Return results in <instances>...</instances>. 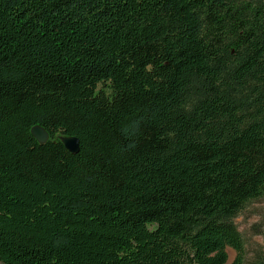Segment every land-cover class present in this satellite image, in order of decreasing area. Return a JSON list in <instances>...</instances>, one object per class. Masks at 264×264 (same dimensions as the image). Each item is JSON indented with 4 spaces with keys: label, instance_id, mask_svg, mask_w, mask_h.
<instances>
[{
    "label": "trees",
    "instance_id": "obj_1",
    "mask_svg": "<svg viewBox=\"0 0 264 264\" xmlns=\"http://www.w3.org/2000/svg\"><path fill=\"white\" fill-rule=\"evenodd\" d=\"M258 199L264 0H0V264H264Z\"/></svg>",
    "mask_w": 264,
    "mask_h": 264
},
{
    "label": "rangeland",
    "instance_id": "obj_2",
    "mask_svg": "<svg viewBox=\"0 0 264 264\" xmlns=\"http://www.w3.org/2000/svg\"><path fill=\"white\" fill-rule=\"evenodd\" d=\"M235 223L246 239L247 247L250 248L254 243H263V236L255 234V228L264 226V199L254 200L249 203L235 218ZM235 255L230 251L229 259Z\"/></svg>",
    "mask_w": 264,
    "mask_h": 264
},
{
    "label": "water",
    "instance_id": "obj_3",
    "mask_svg": "<svg viewBox=\"0 0 264 264\" xmlns=\"http://www.w3.org/2000/svg\"><path fill=\"white\" fill-rule=\"evenodd\" d=\"M31 134L40 142L44 143L48 139V132L40 125H33L30 129ZM59 139L64 145V147L71 152L72 154L78 153L80 149L79 145V138L74 135H59ZM230 251H234L232 248H227L228 254ZM231 260L228 259V263H230Z\"/></svg>",
    "mask_w": 264,
    "mask_h": 264
}]
</instances>
